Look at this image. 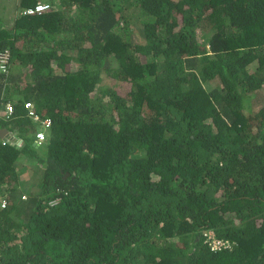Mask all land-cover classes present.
<instances>
[{
	"label": "trees",
	"instance_id": "trees-1",
	"mask_svg": "<svg viewBox=\"0 0 264 264\" xmlns=\"http://www.w3.org/2000/svg\"><path fill=\"white\" fill-rule=\"evenodd\" d=\"M6 50L0 264H264V0H0Z\"/></svg>",
	"mask_w": 264,
	"mask_h": 264
},
{
	"label": "built area",
	"instance_id": "built-area-1",
	"mask_svg": "<svg viewBox=\"0 0 264 264\" xmlns=\"http://www.w3.org/2000/svg\"><path fill=\"white\" fill-rule=\"evenodd\" d=\"M11 1V0H9ZM48 8L47 5H44L42 3H39L34 9H29L28 11L23 12V14H28V15H34V14H40L43 11H45ZM12 62V55L9 50L3 51L0 53V73H8L9 67ZM34 106L27 102L25 104V108L28 111L29 116L36 122H40V117L35 113L34 111ZM14 106L13 104L9 103L6 106V114L8 116H11L14 113ZM43 125L48 127L50 126L49 121L43 122ZM45 134L44 133H38L37 139L39 143H42L45 141ZM7 203L5 201L1 202V207L6 208ZM207 243L211 246V249L213 251H221L223 249H230L231 244L228 241H223L215 238L214 234L209 233L208 234V240Z\"/></svg>",
	"mask_w": 264,
	"mask_h": 264
},
{
	"label": "clouds",
	"instance_id": "clouds-1",
	"mask_svg": "<svg viewBox=\"0 0 264 264\" xmlns=\"http://www.w3.org/2000/svg\"><path fill=\"white\" fill-rule=\"evenodd\" d=\"M23 13V12H22ZM34 108V107H33ZM26 109V108H25ZM28 112V111H27ZM5 114H6V108H5ZM7 115V114H6ZM8 116V115H7ZM12 116V115H11ZM11 116H8V117H11ZM29 116V114H28ZM30 117V116H29ZM39 124V123H37ZM0 129H4V128H0ZM8 130V129H6ZM9 132L13 133L14 135V139L11 137V138H7L5 137L4 139L0 138L2 141L6 142V143H12L13 145L17 146L18 148H21L24 144L23 140L21 139V137L19 135H17L14 131H10L8 130ZM37 144L36 145H40L41 143L38 142V139H37ZM2 201H5L7 203V200L6 199H0V206H1V202ZM2 208V207H1ZM7 208V206H6ZM2 209H5V208H2ZM212 233V232H211Z\"/></svg>",
	"mask_w": 264,
	"mask_h": 264
},
{
	"label": "rangeland",
	"instance_id": "rangeland-1",
	"mask_svg": "<svg viewBox=\"0 0 264 264\" xmlns=\"http://www.w3.org/2000/svg\"><path fill=\"white\" fill-rule=\"evenodd\" d=\"M6 14H5V16H2L3 18H5L6 20H7V22H10L11 20H13L12 19V17H13V14H14V10L12 9V8H9L8 10H6ZM1 17V18H2ZM35 124H37V123H35ZM44 128L42 127V126H40V125H36L34 128H33V130H32V132H34L35 130H43ZM45 130V129H44ZM24 136L26 137L27 136V133H25L24 134ZM25 159V158H24ZM24 159H23V161H24ZM22 161V162H23ZM29 177V175H25L24 176V178H28ZM211 234H213V233H211Z\"/></svg>",
	"mask_w": 264,
	"mask_h": 264
},
{
	"label": "water",
	"instance_id": "water-1",
	"mask_svg": "<svg viewBox=\"0 0 264 264\" xmlns=\"http://www.w3.org/2000/svg\"><path fill=\"white\" fill-rule=\"evenodd\" d=\"M5 137H7V138H11L12 137L14 139L13 133L9 132L6 129H0V138L4 139ZM36 144L37 143H35V145ZM66 176H68V175H66Z\"/></svg>",
	"mask_w": 264,
	"mask_h": 264
},
{
	"label": "crops",
	"instance_id": "crops-1",
	"mask_svg": "<svg viewBox=\"0 0 264 264\" xmlns=\"http://www.w3.org/2000/svg\"><path fill=\"white\" fill-rule=\"evenodd\" d=\"M4 128V127H3ZM17 135H19L18 134V132L17 131H14ZM26 175V172H24V174H23V177Z\"/></svg>",
	"mask_w": 264,
	"mask_h": 264
}]
</instances>
